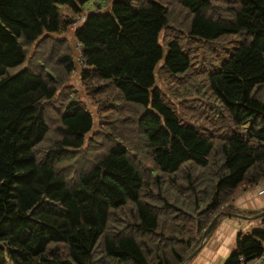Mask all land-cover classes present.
Wrapping results in <instances>:
<instances>
[{"label":"trees","instance_id":"obj_1","mask_svg":"<svg viewBox=\"0 0 264 264\" xmlns=\"http://www.w3.org/2000/svg\"><path fill=\"white\" fill-rule=\"evenodd\" d=\"M87 1L0 0V264H182L216 213L258 212L233 200L264 178V0H113L86 13L71 32L97 118L71 82L63 13ZM180 32L237 40L203 79V126L158 83L191 71ZM263 238L239 233L223 264L261 255Z\"/></svg>","mask_w":264,"mask_h":264},{"label":"rangeland","instance_id":"obj_2","mask_svg":"<svg viewBox=\"0 0 264 264\" xmlns=\"http://www.w3.org/2000/svg\"><path fill=\"white\" fill-rule=\"evenodd\" d=\"M112 2L113 0H89L81 6L82 12L76 15L68 12L67 8L63 9V13L68 17H71V22H74V20H76V18L82 13L86 14L93 10L108 11ZM175 14L176 12H174L172 15ZM179 17L180 14L174 20L176 23H179L180 20L183 21V19ZM69 30L70 32L66 35H69V39L71 40V42H74L76 46L77 42L72 37L73 32H71L73 28L70 26ZM180 36H185L186 39L182 41V46L188 53H190L192 57L191 71L182 75L184 79L183 83L179 82V77H175L172 75L170 76L166 73L159 76L158 83L163 89L167 99L171 102L173 107L178 110L179 114L185 121L203 126L206 125L207 115L210 113L211 106L209 93L207 92L206 94H203L204 90L206 91L205 81L203 79L211 65L213 63H218L224 56V52L228 51L229 47H231L233 44H236L237 40L236 37H231L232 40L226 39L222 42L212 43V45L206 46L205 43L187 37L181 32ZM77 63L79 64L78 60ZM22 67L23 65L16 66L12 68L11 71L16 72ZM71 82L75 86L74 89H77L76 91L79 92V96L83 98V101H85L84 103H86L88 107L91 108L94 117L97 118L98 103H93L92 100L88 97V91L84 87H82V82L79 78V75H74V77L71 79ZM97 126L98 122L96 120L94 126L95 130H98ZM234 213H237V211H235ZM243 234H245V232ZM189 262L190 260L185 264Z\"/></svg>","mask_w":264,"mask_h":264},{"label":"crops","instance_id":"obj_3","mask_svg":"<svg viewBox=\"0 0 264 264\" xmlns=\"http://www.w3.org/2000/svg\"><path fill=\"white\" fill-rule=\"evenodd\" d=\"M233 205L236 209H241L240 211H262L264 210V193H258L256 185L246 188L236 195ZM263 216L256 218L242 214L220 216L199 252L187 264H223L235 249L237 235L259 228Z\"/></svg>","mask_w":264,"mask_h":264},{"label":"built area","instance_id":"obj_4","mask_svg":"<svg viewBox=\"0 0 264 264\" xmlns=\"http://www.w3.org/2000/svg\"><path fill=\"white\" fill-rule=\"evenodd\" d=\"M85 17H86V14L79 15L76 18V20H74L71 27H74L78 22L84 21ZM76 49L78 51L77 60H78L79 64L77 65L78 67L73 70V73H74V75H79L82 67L84 66V63H83V60L81 58V44L78 41L76 44ZM256 187H257L258 193H260V194L264 193V178L256 185ZM259 229H261L264 232V216H263V219L261 221ZM257 263H264V238H263V251H262L261 255L255 256L253 259H251L250 261L245 262L243 264H257Z\"/></svg>","mask_w":264,"mask_h":264},{"label":"water","instance_id":"obj_5","mask_svg":"<svg viewBox=\"0 0 264 264\" xmlns=\"http://www.w3.org/2000/svg\"><path fill=\"white\" fill-rule=\"evenodd\" d=\"M222 215H240L239 213H234L228 210H221L218 213H216L213 217V219L208 223L207 227L205 228L203 235H202V240L201 243L199 244L198 247H196L189 255H187V257L183 260L182 264H185L187 261L191 260L201 249V247L204 244L205 239L207 238V236L210 233V229L212 227V225L217 221V219L222 216ZM264 215V210L259 211L258 213L253 214V217H259Z\"/></svg>","mask_w":264,"mask_h":264}]
</instances>
